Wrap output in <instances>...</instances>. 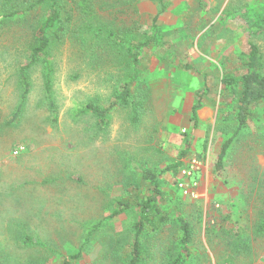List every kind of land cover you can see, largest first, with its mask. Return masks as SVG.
<instances>
[{
  "label": "rangeland",
  "instance_id": "1",
  "mask_svg": "<svg viewBox=\"0 0 264 264\" xmlns=\"http://www.w3.org/2000/svg\"><path fill=\"white\" fill-rule=\"evenodd\" d=\"M97 2L100 21L135 41L147 37L159 11L154 0ZM72 14L64 43L53 50L57 124L39 66L30 71L33 88L25 112L10 124L21 101L18 74L27 64L32 35L22 20L0 29V264H130L133 224L141 212L135 205L151 195L143 172L177 170L194 95L205 83L209 111L194 142L206 143L195 157L203 158L211 175L209 202L179 198L174 172L162 174L159 203L170 220L143 238L140 264H167L179 255L180 217L193 231L187 264H264V232H258L264 224V104L226 156L227 185L214 169L237 126L239 93L222 96L221 81L227 73L244 74L240 56L253 44L264 61V28L255 25L264 15V0H168L164 37L170 47L146 49L142 78L132 85L144 105L138 112L116 108L104 127L90 114L76 116V110L90 100L109 105L115 87L132 81L133 71L114 42L104 45L103 59L91 60L70 32L82 23L77 6ZM124 206L130 208L110 218ZM239 229L249 249L235 247ZM84 246L82 260L72 262Z\"/></svg>",
  "mask_w": 264,
  "mask_h": 264
},
{
  "label": "trees",
  "instance_id": "2",
  "mask_svg": "<svg viewBox=\"0 0 264 264\" xmlns=\"http://www.w3.org/2000/svg\"><path fill=\"white\" fill-rule=\"evenodd\" d=\"M159 5V11L151 18L150 31L143 40L135 41L127 38L119 29H113L105 25L97 13V0H2L0 6V29L10 22L22 20L31 30L32 41L29 44L27 64L23 66L18 74L21 93L20 104L10 121V124L16 123L24 114L28 97L32 91L30 71L34 67H42L45 99L49 103V109L53 124L58 123V108L54 99V68L53 50L64 43L68 35V24L75 22L73 12L75 7L82 15V23L76 30L70 31L76 44L89 49L90 59L99 61L104 58V52L113 42L117 44L128 56L131 71H133L132 81L124 84H118L113 93L112 102L103 106L98 102L90 100L86 105L76 110V116L90 114L98 121V124L107 126L111 122V114L118 107H132L135 112L142 104L134 98L132 85L136 81L141 80V54L151 47H159L162 49L169 48L170 45L165 41L164 27L161 23V16L168 10V0H154ZM106 5V3H103ZM97 7V8H96ZM259 28H264V15H259L256 23ZM89 46V48H88ZM244 59V74L236 76L233 73H227L222 78L224 91L222 96L226 94L239 93L238 108L236 111L237 126L234 135L225 140L219 154L218 161L214 169L216 175L226 180V156L232 147L234 141L246 129L256 117L257 108L264 104V61L262 60L259 48L251 45L248 53L240 56ZM191 66L185 65V69ZM224 72H222V75ZM209 89L207 84L204 88L196 91L197 102L191 110V121L193 127H197L198 111L203 108V99L208 96ZM185 152L183 153V156ZM176 166L168 167L164 170L147 169L143 172V179L150 183L152 193L145 200L139 199L135 207L140 208L139 221L134 225L135 238L132 244L131 263L140 264L143 258L142 235L144 230L150 228L153 231L160 230L167 224L168 215L158 206L159 198L162 197L159 178L164 172L173 171ZM176 171V170H175ZM130 206H124L120 210L114 211L110 218L121 215L125 209ZM180 225V233L178 246L181 252L175 258L170 257L167 264H187L191 254L190 245L193 240V231L189 222L180 217L178 219ZM98 231L95 226L89 233L85 246L90 244L92 236ZM258 232H264V224L259 225ZM237 238L236 248L244 246L250 248L249 238L240 233V229L236 232ZM80 251L71 257L72 262L82 260L83 251ZM72 264V263H71Z\"/></svg>",
  "mask_w": 264,
  "mask_h": 264
},
{
  "label": "crops",
  "instance_id": "3",
  "mask_svg": "<svg viewBox=\"0 0 264 264\" xmlns=\"http://www.w3.org/2000/svg\"><path fill=\"white\" fill-rule=\"evenodd\" d=\"M158 13V12H157ZM156 13V14H157ZM155 14V15H156ZM166 19H168V16H167V12L163 13L162 16H161V23L163 25V27L165 26V22H166ZM191 49H194L193 47H191ZM208 87V85H207ZM209 89V87H208ZM209 93H210V89H209ZM196 94V93H195ZM209 95V94H208ZM195 98H196V95H194ZM207 96L203 99V108L200 109L198 111V123H197V127L194 128L193 127V123L192 121L191 122V127H190V133L188 134V136L185 137V145H186V149L182 152V158L180 160V164L177 168V170L174 168L173 172H174V180H175V177H177V174H178V171L180 169V167H182L184 164L187 163V161L189 160V158L193 157V156H197L195 154L197 149H199L200 147H203V149H205V146H206V143L203 142V144L201 142H197V140L194 142L195 138L198 137L197 136V132H199L201 130L200 128V125L199 123H201V120L203 121V119H205V115L207 113V111H209L208 107L205 106V103H207V100H206ZM197 99V98H196ZM197 102V100H196ZM193 107V106H192ZM191 120V118H190ZM185 152V155L183 156V153ZM186 156V157H185ZM199 157V156H198ZM203 159V158H202ZM207 166V165H206ZM175 167V166H174ZM166 169V168H165ZM176 170V171H175ZM165 173V172H164ZM163 173V174H164ZM227 176V175H226ZM211 175L207 169V167H203V170L200 174V181H201V185H200V188H199V191H200V194H201V197L199 200L197 201H194L196 203H198L199 205L201 206H206L209 202V195H210V184H211V179H210ZM217 178H219L217 175H216ZM221 179V178H219ZM223 181V184L227 185V179L224 180V179H221ZM176 182V180H175ZM175 188H176V194L179 198H182V199H187L185 197L182 196L181 192L178 190L177 186H176V183H175ZM160 189H161V185H160ZM152 193V190H150V194ZM161 193H162V196L164 195V192L162 191L161 189ZM161 197L159 198V201H160ZM189 200V199H188ZM158 206L160 207V209L162 210L161 206H160V203L158 202ZM163 211V210H162ZM165 212V211H163ZM166 213V212H165ZM167 214V213H166ZM168 215V214H167ZM169 217V216H168ZM140 218V217H139ZM169 220H170V217H169ZM169 220L167 221V223L169 222ZM187 220V219H186ZM139 221V219L137 221H135V223L133 224V227L134 225ZM190 224V223H189ZM167 225V224H166ZM165 225V226H166ZM165 226H163L160 230L158 231H153L151 230L150 228H148L147 230H144L143 232V235H142V246H143V238L148 235V234H152V233H159L163 230V228H165ZM191 226V225H190ZM179 233H180V230H179ZM180 236V235H179ZM134 238H135V227H134ZM133 238V240H134ZM179 239V237H178ZM133 244V242H132ZM180 248V246H179ZM131 251H132V248H131ZM181 251V249H180ZM144 252H145V249L143 248V256H144Z\"/></svg>",
  "mask_w": 264,
  "mask_h": 264
},
{
  "label": "built area",
  "instance_id": "4",
  "mask_svg": "<svg viewBox=\"0 0 264 264\" xmlns=\"http://www.w3.org/2000/svg\"><path fill=\"white\" fill-rule=\"evenodd\" d=\"M22 149V147L17 149L14 154H18ZM203 167V160L195 156L189 158L187 163L180 167L176 177V186L183 197L194 201L200 199V174Z\"/></svg>",
  "mask_w": 264,
  "mask_h": 264
}]
</instances>
